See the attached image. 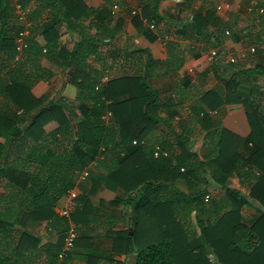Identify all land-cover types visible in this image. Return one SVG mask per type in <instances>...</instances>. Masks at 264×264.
<instances>
[{
  "label": "trees",
  "instance_id": "1",
  "mask_svg": "<svg viewBox=\"0 0 264 264\" xmlns=\"http://www.w3.org/2000/svg\"><path fill=\"white\" fill-rule=\"evenodd\" d=\"M163 1L139 0L131 23L149 42H165V61L154 60L146 49L117 59L100 52L118 33L110 27L111 8L125 5L124 0H104L98 8L85 0H16L28 25L21 53L16 38L25 26L5 31L1 24L0 57L5 54V62L14 63L0 62V264H54L69 222L78 237L63 264H264V64L240 68L223 53L219 60L228 74L213 88L193 91L189 82L157 93L149 77L174 74L185 63L177 41L194 37L220 48L225 38L236 40L230 32L225 35L212 0H199L204 12L193 15L174 40H166L170 25L159 13ZM191 2L183 0L186 6ZM0 6L7 11L6 0ZM257 8L264 9V0ZM258 9V30L243 35V48L264 46V13ZM212 26L216 30L209 33ZM182 30L188 35H180ZM74 32L78 39L62 45L61 38ZM91 57L98 67L90 64ZM44 62L68 70L67 91L75 88V96L44 102L32 94L37 83L53 78ZM125 66L130 75L113 77ZM227 105L242 107L247 137L225 130L210 114ZM51 124L55 127L47 130ZM159 125L174 141L165 139ZM195 125L203 133L206 153L201 156L191 150ZM155 147L170 156L154 158ZM85 168L89 184L79 188L85 181L77 183V173ZM234 178L248 186L247 194L228 184ZM72 188L77 197L67 219L55 209ZM104 189L123 197L95 208L91 199ZM121 205L128 208L126 229L118 228L124 219L117 212ZM243 209L254 210V216L246 219ZM192 218L198 229L194 238ZM41 223L46 237L56 241L30 233ZM100 232L110 241L107 249L95 246L91 235ZM120 256L124 261L116 260Z\"/></svg>",
  "mask_w": 264,
  "mask_h": 264
},
{
  "label": "crops",
  "instance_id": "2",
  "mask_svg": "<svg viewBox=\"0 0 264 264\" xmlns=\"http://www.w3.org/2000/svg\"><path fill=\"white\" fill-rule=\"evenodd\" d=\"M125 5L119 7V11L116 16L113 17L110 27L119 28L118 33L112 40H105L101 47L99 48L100 52L107 55L109 58H121L124 56V52H131L139 49H146L149 54L152 56L154 60L157 61H165L167 58V53L165 49V42H162L161 39L154 42H149L142 34H140L136 28L131 23V11L137 10L139 0H124ZM262 0H212L214 3L215 9L217 5L226 4L230 5L229 9L222 8L221 10H216V16L220 22L221 27L225 25V32L229 31L232 35L236 36V40L231 38H225L222 46L220 48L212 46L210 42L202 43V41H198L194 37L192 39H184L177 41L179 57L185 58V63L180 69L179 72L174 74H169L165 76H151L148 79L149 86L159 94H166L176 90L177 87L181 89L185 87L189 82H192L193 91L194 89H198L202 87L203 89H211L216 84L222 82V80L227 76L228 73H225L226 69L224 68V64L216 58L214 61L208 60V54L212 50H216L218 54L221 55L223 53H228L229 55H236L240 50L245 49L242 46L243 35L247 32H255L258 30V15L255 12L257 8V3ZM7 2V11L2 10L0 6V26L2 23L5 25V31H10L12 28L16 26H25L26 21L25 18L19 16V12H13L14 5L16 4V0H6ZM85 4L88 7L98 8L104 4V0H85ZM236 6V8L240 7V10L243 12L242 14H225V11H230L232 8ZM257 8V9H256ZM16 9V5H15ZM239 10L234 11V13H238ZM204 8L202 3L199 0H193L189 6L183 4V0H165L161 2L159 5V13L164 16L165 22L170 25L167 27V31L165 32L166 40H174V36L181 30V27L187 28L189 19L195 15L196 13H203ZM224 12V13H223ZM4 21V22H1ZM240 21V23H239ZM242 22V23H241ZM239 23V25H238ZM143 24L150 26L144 20ZM243 24V25H242ZM165 29V28H164ZM157 34V29H151ZM163 30V27H162ZM216 30L215 26H212L208 32H214ZM181 33L187 34L184 30L180 31ZM91 34H95V31H91ZM78 39L77 33L66 34L61 38L62 45L70 46L73 42ZM37 42L39 45L44 46V41L42 38H38ZM205 49L204 52H201L198 56H193V52H199ZM193 51V52H191ZM193 53V54H192ZM249 59V58H248ZM262 59V60H261ZM18 60V59H17ZM264 56L258 54L255 58H250L247 64L239 61L237 62V67L240 68H254L259 64H264ZM6 55L3 54L0 57V62L9 64H13L14 62H5ZM14 61V60H13ZM260 61V62H259ZM222 63V64H221ZM90 64L98 67V65L94 62L93 57H91ZM239 64V65H238ZM44 67L49 68L53 73V78L50 79L49 82H39L32 88V94L36 98H41L45 100L51 101L55 97L64 96L68 94L70 98L75 96L76 90L75 88L69 87L67 91L66 84L69 80V72L68 70H60L55 67L51 63L44 62ZM204 71H207L205 75H202ZM113 77L131 74L130 67H119L118 70H114ZM116 75V76H115ZM202 76V78H200ZM190 92H185V97H189ZM193 96V95H192ZM191 98H194L191 97ZM48 101V102H49ZM182 115H186V112ZM211 115H214L221 122L222 128L225 130L239 136L245 138L250 133V129L244 114V111L239 105H227L223 106L212 112ZM54 125V124H51ZM173 126L177 130V123L174 121ZM54 128V127H53ZM195 129L194 133L192 132V137H190V144H192L191 150L199 156L204 155L206 153V149L203 148V133L200 129V126L195 125L193 127ZM214 129V128H213ZM159 131L161 134L166 137L165 139H169V141H174V136L170 133V131L163 125H159ZM175 148V147H174ZM176 150V149H175ZM178 152V151H177ZM233 180V179H232ZM235 180V178H234ZM238 185V191L245 192V189L248 191V186L245 183L239 181H234ZM176 186L180 190H184L181 182H177ZM79 191V190H78ZM81 191V190H80ZM0 192L2 190L0 189ZM243 194V193H242ZM122 194L120 191L112 192L109 190H101L98 192L95 198H92V204L95 208H99L100 202L109 203L115 198H122ZM63 199L60 201L59 206L56 208L61 209L63 206L67 205L65 203L62 204ZM107 206V205H106ZM123 211H128L127 207H123L122 205L117 208V212L119 215H123V222H119L118 228L126 229L129 216L124 214ZM121 213V214H120ZM144 233H150L149 230L144 231ZM45 235V234H44ZM92 237H101L104 238V234L102 232L96 233L95 235H91ZM56 236L44 237V242H54L56 241ZM106 239V238H105ZM108 243L110 242L106 239ZM108 247V246H107ZM100 248V247H99ZM132 258V257H130ZM118 261H124V257H116ZM130 260V259H129Z\"/></svg>",
  "mask_w": 264,
  "mask_h": 264
},
{
  "label": "built area",
  "instance_id": "3",
  "mask_svg": "<svg viewBox=\"0 0 264 264\" xmlns=\"http://www.w3.org/2000/svg\"><path fill=\"white\" fill-rule=\"evenodd\" d=\"M222 8L225 9H229L230 5L226 4L225 6L223 5H217L216 6V10H221ZM16 11L19 12V16L20 17H24L20 11H19V6H16ZM119 11V7L117 5H114L111 8V12L110 14L114 17L116 16L117 12ZM136 12V10H133L131 12V15H134ZM258 13L262 14L264 13V9L260 8L258 9ZM28 25H25V27L18 33V36L16 38V51L21 53L27 46L26 43V38L28 36ZM151 29H154V27L152 25H150ZM230 33L229 31L225 32V35L228 36ZM258 54H261L262 56H264V46L261 47H255V46H250L247 47L245 49L240 50L236 55H229L228 61L231 64H237V62L239 61H246L249 57H254L257 56ZM216 58H220V55L218 54V52L216 50H212L209 54H208V60L209 61H214ZM107 81L106 78L102 79V82ZM212 114V113H210ZM111 114L108 113L106 116L103 117V119H105L106 117H110ZM170 156V152L168 150H164L161 149L160 147H155L154 151H153V157L154 158H158V157H163V158H168ZM89 176L88 173V169L85 168L84 170H82L81 172L77 173V177H76V181L78 182H84ZM67 198V205L64 208H59L57 213L60 217H64V218H69V212H70V205L72 204L73 200L77 197V190L72 188L70 189L66 196ZM204 201H208V196L206 195L204 197ZM78 234H77V227L69 222V227L64 235V239H63V244L61 247V250L56 258V261L54 262V264H63L65 259L67 258L68 254L72 251V249L74 248V242L77 239Z\"/></svg>",
  "mask_w": 264,
  "mask_h": 264
},
{
  "label": "rangeland",
  "instance_id": "4",
  "mask_svg": "<svg viewBox=\"0 0 264 264\" xmlns=\"http://www.w3.org/2000/svg\"><path fill=\"white\" fill-rule=\"evenodd\" d=\"M236 10H239L238 11V13H234V11H236ZM224 13V12H223ZM242 14L243 12L240 10V7L238 8H236V6L234 5V7L232 8V10H230V11H225V14H227V15H229V14ZM238 16V15H237ZM239 23H240V21H239ZM239 23H238V25H239ZM242 23V22H241ZM243 25V24H242ZM21 26V25H20ZM229 36V35H228ZM18 58V57H17ZM247 60H250V58L249 59H247ZM262 60V59H261ZM264 61V60H263ZM249 61H246V62H242V63H244V64H247ZM260 62V61H259ZM239 65V64H238ZM259 65H262V64H259ZM200 78H202V76H200ZM260 83H261V85L264 87V79H261L260 80ZM58 97V96H57ZM56 98V97H55ZM49 100H45V102H48ZM53 127H55V125H49V126H47V130H51V129H53ZM169 151V150H168ZM237 179H231L230 181H229V185L232 187H235V188H237L238 187V185L236 184V183H234V181H236ZM238 181V180H237ZM78 183H82V182H78ZM89 183H87V181H85L84 182V184H82V185H80L79 186V188H81V187H87V185H88ZM232 187V188H233ZM247 189V188H246ZM245 189V192H242L243 194H247L248 193V191ZM65 200H66V202H67V198L66 197H64L63 198V201H62V204L63 203H65ZM105 205H108V203H105ZM65 206H63V208H64ZM56 210V209H55ZM57 211H58V209H57ZM254 214H255V211L254 210H250V209H243V215H244V217L246 218V219H249L250 218V216H254ZM44 223H41V224H38V225H36V226H34V227H32V228H30V233H32L33 235H35V236H37V237H40L41 239H44V237H45V235H44ZM190 230H191V238H194L197 234H198V229H197V227H196V225H195V221H194V218H192V221H191V227H190ZM145 234V233H144ZM94 239H95V246H98V248L100 247V249H107V248H109V243H108V241L105 239V238H101L100 236L99 237H93ZM56 240V239H55ZM108 246V247H107ZM141 248H143V246L141 247ZM130 262V261H129ZM131 262H132V260H131Z\"/></svg>",
  "mask_w": 264,
  "mask_h": 264
}]
</instances>
